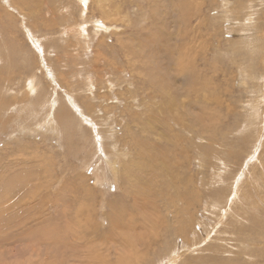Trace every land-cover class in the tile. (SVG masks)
<instances>
[{
    "label": "rangeland",
    "instance_id": "obj_1",
    "mask_svg": "<svg viewBox=\"0 0 264 264\" xmlns=\"http://www.w3.org/2000/svg\"><path fill=\"white\" fill-rule=\"evenodd\" d=\"M11 1L0 0V264H119L107 231L137 187L152 190L135 201L152 243L124 264H264V0ZM15 174L25 185L7 190ZM74 234H86L80 248Z\"/></svg>",
    "mask_w": 264,
    "mask_h": 264
},
{
    "label": "bare ground",
    "instance_id": "obj_2",
    "mask_svg": "<svg viewBox=\"0 0 264 264\" xmlns=\"http://www.w3.org/2000/svg\"><path fill=\"white\" fill-rule=\"evenodd\" d=\"M11 1V0H10ZM25 2H26V0H24ZM44 0H42V2H43ZM53 1V0H52ZM80 1V0H79ZM83 1V2H82ZM82 1H80V4H81V2L82 3H87L89 0H82ZM12 2V1H11ZM14 2V1H13ZM28 2V1H27ZM26 2V3H27ZM41 2V1H40ZM45 2V1H44ZM74 2V1H73ZM15 3V2H14ZM19 3V2H18ZM76 3V2H75ZM89 3V2H88ZM37 4V3H36ZM15 5V4H14ZM30 5H32V3L30 4ZM55 5V4H54ZM87 5V4H86ZM39 6V5H38ZM16 7V6H15ZM18 7H20V6H18ZM34 7H36L37 8V5L36 6H34ZM41 7V6H40ZM39 7V9H41ZM80 7V6H79ZM177 7V10H179V11H181V7L180 6H176ZM11 8V7H10ZM36 8H34L35 10H36ZM56 8V7H55ZM89 8V7H88ZM181 8V9H180ZM13 9V8H12ZM14 10V9H13ZM17 10H18V8H17ZM19 10H20V8H19ZM53 10H55V9H53ZM91 10V9H90ZM16 11V10H15ZM84 11V10H83ZM182 11H183V14L185 15V17H186V15H188L189 13L188 12H186V11H184L183 9H182ZM21 13V12H20ZM57 13V12H56ZM87 13H88V11H87ZM22 14V13H21ZM38 14H40V13H38ZM54 14H55V12H54ZM53 14V15H54ZM8 16L10 15V13L9 14H7ZM20 15V14H19ZM23 15V14H22ZM41 15V14H40ZM5 16V15H4ZM7 16V17H8ZM21 16V15H20ZM11 17V16H10ZM23 17L24 18H26L24 15H23ZM74 17V16H73ZM0 18H1V16H0ZM187 18V17H186ZM186 18H183L182 19V21H184V22H187L188 21V19H186ZM5 19V18H4ZM7 19V18H6ZM63 19V18H62ZM84 19V18H83ZM101 19V18H100ZM1 20V19H0ZM2 20H3V18H2ZM103 20V19H102ZM22 21H23V19H22ZM25 21V20H24ZM85 21V20H84ZM4 22V21H3ZM6 22V21H5ZM13 22V21H12ZM25 22H27V21H25ZM102 22V21H101ZM99 23H100V21H99ZM86 24V23H85ZM109 24V23H108ZM1 25V24H0ZM6 25H7V23H6ZM11 25H12V23H11ZM24 25V24H23ZM73 25V28H74V24H72ZM71 25V26H72ZM112 25V24H111ZM3 26H5V25H2V27L0 26V28H1V30H2V28H3ZM9 26V25H8ZM70 26V24L68 25V27ZM85 26V25H84ZM83 26V27H84ZM101 27H105L106 28V26L102 23V25H100ZM9 27H11V26H9ZM79 27H81L80 25H79ZM78 27V28H79ZM6 28H7V26H6ZM25 28H27V26L25 27ZM86 28V27H85ZM99 28V27H98ZM8 29H10V28H8ZM82 29V28H81ZM103 29V28H102ZM111 30V29H110ZM11 31V30H10ZM97 31V30H96ZM5 32V31H4ZM6 32H8V30L6 31ZM98 32V31H97ZM15 33V32H14ZM64 33V32H63ZM76 33H77V31H76ZM8 34H9V36L10 35H12V34H10L9 32H8ZM8 34H7V36H8ZM12 37H14V36H12ZM10 38H11V36H10ZM2 39H3V36H2ZM11 41H13V39L11 38L10 39ZM36 40V39H35ZM8 41H9V38H8ZM5 42V40L3 39V43ZM90 42V41H89ZM10 43V42H9ZM13 43V42H12ZM18 43V42H17ZM16 43V44H17ZM2 44V43H1ZM4 44H6V43H4ZM8 45V44H7ZM6 45V47H10L9 45L7 46ZM10 45H12L11 43H10ZM5 46V45H4ZM3 46V47H4ZM3 49H5V50H7L6 48H3ZM10 49H12V48H10ZM0 51L2 52V50H1V47H0ZM41 51V50H40ZM0 52V55L3 57V53H1ZM8 52V51H7ZM19 52V51H18ZM44 52V51H43ZM169 54H168V53ZM11 54H12V51L10 52ZM156 53H157V51H156ZM158 53H160V55L158 54ZM157 53V57L158 56H161L162 54H164V53H166V54H168V55H170V56H172V53H173V51L172 50H170V48L168 49V48H165V49H159V52ZM15 54V53H14ZM42 54V53H41ZM174 54V53H173ZM13 55V54H12ZM19 55V54H18ZM4 56H5V53H4ZM11 56V55H10ZM21 56V55H20ZM17 57V59H18V57L19 56H16ZM16 57L14 58V59H16ZM1 58V57H0ZM11 58V57H10ZM22 59H23V56H22ZM21 59V60H22ZM157 59V58H156ZM160 59V58H159ZM1 60V59H0ZM8 60V59H7ZM27 59H23V61L22 62H25ZM13 61H15V60H13ZM12 61V62H13ZM16 61H19V59L18 60H16ZM11 62V61H10ZM11 62V63H12ZM21 62V61H20ZM21 62V63H22ZM30 62V61H29ZM162 62V61H161ZM11 63H9V64H11ZM13 63H15V62H13ZM17 63V62H16ZM20 63V64H21ZM26 63V62H25ZM178 64H179V66H180V69H182V71H185V65L182 63V62H180V61H178ZM12 65V64H11ZM10 65V66H11ZM16 64H13V66H15ZM184 65V66H183ZM7 66V65H6ZM9 66V65H8ZM24 66V65H23ZM26 66V65H25ZM28 66H29V63H28ZM1 67V66H0ZM17 67H19L18 66V64H17ZM31 67V66H30ZM155 67V66H154ZM11 69V68H10ZM15 69V68H14ZM17 70V69H16ZM20 70V69H19ZM31 70V69H30ZM53 70V69H52ZM9 71V70H8ZM25 71H27V70H24V72ZM51 71V70H50ZM49 71V72H50ZM2 72H4V71H2ZM13 72H15V70L13 71ZM12 72V73H13ZM17 72H18V70H17ZM29 72H31V71H29ZM12 73H11V76H12ZM16 73V72H15ZM70 73V72H69ZM19 74H20V72H19ZM156 74V70H154V68L153 69H150L149 70V72H148V77L152 80L153 79V77H154V75ZM14 75V74H13ZM16 75H14V77H15ZM20 76V75H19ZM18 76V77H19ZM9 77V76H8ZM157 77V76H156ZM10 78V77H9ZM12 78V77H11ZM25 78V77H24ZM34 78V77H33ZM59 78V77H58ZM8 79V78H7ZM17 79V78H16ZM16 79H14V80H16ZM32 79V78H31ZM6 80V79H5ZM18 80V79H17ZM19 80H20V78H19ZM29 80V79H28ZM55 80V79H54ZM59 80V79H58ZM30 81V80H29ZM34 81V80H33ZM32 82V81H31ZM55 82V81H54ZM13 83V82H12ZM30 83V82H29ZM57 83V82H56ZM159 83L161 84V86H159V89H160V87H161V89H162V92H164V94H167L168 95V100L172 103V104H174V98H173V96H172V93H175V91L173 90V88L171 87V86H169V85H166V86H164L163 85V83H161L160 81H159ZM168 83H170L169 81H168ZM5 84V83H4ZM4 84H3V86H4ZM36 84H37V82H36ZM171 84V83H170ZM184 84V83H183ZM7 85H9V84H7ZM6 84H5V86H7ZM64 85V84H63ZM4 86V87H5ZM28 86H30V84L28 85ZM37 86H40V85H38L37 84ZM7 88V87H6ZM33 88V85H32V87H31V89ZM35 88H37L36 86L34 87V89ZM39 88V87H38ZM61 88H63V87H61ZM189 88V87H188ZM5 89V88H4ZM3 89V90H4ZM8 89V88H7ZM1 90V89H0ZM33 90V89H32ZM67 91V90H66ZM0 92H2V91H0ZM35 92V91H34ZM38 92V91H37ZM189 92V91H188ZM33 93V92H32ZM70 93V92H69ZM1 94V93H0ZM26 94V93H25ZM24 94V95H25ZM179 94H182V93H179ZM190 94V93H189ZM3 95V94H2ZM2 95H0V98H1V96ZM23 95V97H25ZM30 95V94H29ZM37 95H39L40 96V94H37ZM70 95V94H69ZM73 95V94H72ZM19 96V95H18ZM30 97V96H29ZM36 97H38V96H36ZM72 98H70L69 100L71 101V103H72V105H74V106H78L79 108V111H80V113L81 114H84V112L86 111V110H84L83 109V106L82 105H80V104H78L77 103V101L75 100V98H74V96H71ZM3 98V97H2ZM17 98V97H16ZM22 98V97H21ZM26 98H28V96L26 97ZM32 98V97H31ZM40 98V97H39ZM5 99V98H4ZM9 99V98H8ZM24 99V98H23ZM46 99V98H45ZM45 99H43L42 101H44ZM53 99V98H52ZM180 99V98H179ZM6 100H7V98H6ZM9 100H11V99H9ZM8 100V101H9ZM17 100V99H16ZM29 100H30V98H29ZM33 100V99H32ZM167 100V99H166ZM253 100V99H252ZM3 101L4 100H0V110H3V108H1L2 106H3ZM24 101V100H23ZM22 101V102H23ZM27 101V100H26ZM36 102H37V100H35ZM40 101H41V99H40ZM40 101H39V103H40ZM181 101V100H180ZM10 102V101H9ZM13 102V101H12ZM20 102V101H19ZM18 102V103H19ZM165 102V101H164ZM177 102V101H176ZM188 102V101H187ZM5 103V102H4ZM21 103V102H20ZM29 103V102H28ZM34 103V102H33ZM51 103V102H50ZM88 103V102H87ZM7 104H9L10 105V103H7ZM12 104V103H11ZM26 104H27V102H26ZM36 104H38V103H35V105ZM41 105H42V103H40ZM7 106V107H9L10 108V106ZM28 105V104H27ZM44 105H46L45 103H44ZM48 105V104H47ZM46 105V107H48ZM56 104H55V100H54V102H52L51 103V107H54ZM5 106V105H4ZM12 106V105H11ZM22 106H25V105H22ZM59 106V105H58ZM179 106H181V105H179ZM185 106V105H184ZM249 106V105H248ZM7 107H4V110L5 109H7ZM43 107V106H42ZM75 107V108H76ZM93 107V105L89 102L88 103V106H87V108L86 109H88V111H90V109ZM168 107V106H167ZM186 107V106H185ZM57 108V107H56ZM60 108V107H59ZM177 108H179V107H177ZM22 109H25V107L24 108H22ZM30 109H31V107H30ZM29 109V110H30ZM32 109H34V108H32ZM50 109V108H49ZM180 109V108H179ZM191 109V108H190ZM257 109V108H256ZM27 110V109H26ZM35 111H36V109H34ZM41 110H42V108H41ZM47 110V109H46ZM54 110V109H53ZM62 110H63V108H62ZM66 110H67V108H66ZM12 111V110H11ZM28 111V110H27ZM26 111V112H27ZM56 111V110H55ZM165 112H166V110H164ZM174 111V110H173ZM177 111V110H176ZM185 111V110H184ZM255 111V110H254ZM2 112V111H1ZM7 112V111H6ZM31 112V111H30ZM33 112V111H32ZM31 112V113H32ZM67 112V111H66ZM180 112V111H179ZM189 112V111H188ZM5 113V112H4ZM7 113H9V112H7ZM30 113V114H31ZM35 113H38L37 111L35 112ZM62 113V112H61ZM69 113V112H68ZM79 113V114H80ZM24 114V113H23ZM34 114V113H33ZM49 114V113H48ZM55 114L56 113H54L53 111H51L50 112V115H49V117L47 118V121L45 120V125H44V127L43 128H45L46 130L49 128L48 126H51V124H57V115L58 114H56V116H55ZM173 114V113H172ZM185 114V113H184ZM63 115H64V113H63ZM60 116V115H59ZM65 117L67 116V114L66 115H64ZM83 116V115H82ZM70 118H71V114H70V116H69ZM86 117H88L89 119H92V117L90 118V116H88V114H86ZM86 117H84V118H86ZM182 117V116H181ZM35 118V117H34ZM80 118H83V117H80ZM184 118H185V116H184ZM189 118V117H188ZM60 119H62V118H60ZM67 119H68V117H67ZM74 119V118H73ZM166 119H168V117L166 118ZM170 119V118H169ZM173 119V118H172ZM180 119H182V118H180ZM65 121V118H63L62 119V121ZM184 120V119H183ZM182 120V121H183ZM190 120V119H189ZM192 120V119H191ZM200 120V119H199ZM210 120V119H209ZM16 121V120H15ZM34 121V120H33ZM61 121V122H62ZM63 121V122H64ZM69 121V120H68ZM73 121V120H72ZM72 121L71 122H69V124L70 123H72ZM168 121V120H167ZM176 121V120H175ZM204 121V120H203ZM10 122V121H9ZM62 122V123H63ZM66 122V121H65ZM181 122V121H180ZM188 122V121H187ZM206 122V121H205ZM35 123V122H34ZM67 123V122H66ZM65 123V124H66ZM170 123V122H169ZM168 123V124H169ZM184 123H185V121H184ZM192 123V122H191ZM251 123H252V121H251ZM254 123V122H253ZM37 124V123H36ZM180 124V123H179ZM188 124H189V122H188ZM212 124V123H211ZM165 125H166V123H165ZM185 125V124H184ZM189 125H191V124H189ZM202 125V124H201ZM174 126V125H173ZM172 126V127H173ZM207 126V125H206ZM37 127H42V121L37 125ZM184 127V126H183ZM183 127H181L182 129H183ZM204 127V126H203ZM258 127V126H257ZM9 128V127H8ZM206 128V127H205ZM204 128V129H205ZM21 130V129H20ZM88 130V129H87ZM97 131H98V129H97ZM214 131H215V128H214ZM38 132V131H37ZM249 134V133H248ZM258 134H260V133H258ZM137 136V135H136ZM249 137H250V134H249ZM251 138V137H250ZM212 139V138H211ZM211 139H209V140H211ZM261 140H263V139H261ZM255 145V144H254ZM211 146V145H210ZM210 146H208V147H210ZM97 147V146H96ZM207 148V147H206ZM100 149V148H99ZM105 150V149H104ZM204 150V149H203ZM208 150V149H207ZM101 151V150H100ZM116 151V150H115ZM205 151V150H204ZM210 151V150H209ZM208 151V152H209ZM211 151H212V149H211ZM210 151V152H211ZM217 151V150H216ZM216 151H214V152H212V153H215ZM99 151H97V153H98ZM104 152H106V151H104ZM117 152V151H116ZM101 153V152H100ZM114 153V152H113ZM112 153V154H113ZM119 153H120V151H119ZM212 153H211V155H212ZM221 153V152H220ZM107 154V153H106ZM208 154V153H207ZM206 154V155H207ZM98 156H99V154H97ZM101 155V154H100ZM122 155V154H121ZM116 156H118V155H116ZM254 156H255V154H254ZM106 157V159H107V156H105ZM115 157V156H114ZM113 157V159H115ZM210 157V156H209ZM214 157H215V155H214ZM218 157V156H217ZM120 158H121V156H120ZM252 158V157H251ZM98 159H100V158H98ZM109 159L110 158H108V162H109ZM116 159H117V157H116ZM217 159V158H216ZM249 159V158H248ZM118 160H120L119 159V157H118ZM117 160V161H118ZM219 160V159H218ZM21 162H26V160H24V159H21L20 160ZM97 162V161H96ZM115 160L113 161V162H110L109 163V165H111V170L112 171H115V172H117V168H116V166H115ZM242 164V163H241ZM25 165V164H24ZM104 165V164H103ZM105 165H107V164H105ZM104 165V166H105ZM223 165V164H222ZM108 166V165H107ZM8 167V169H10V170H12V168H11V166H7ZM101 167V166H100ZM99 167V168H100ZM110 168V167H109ZM220 168V167H219ZM220 170V169H219ZM226 170V169H225ZM125 173H130V168L128 169V167H126L125 168ZM96 172V171H95ZM109 172H110V170H109ZM97 173H99L98 171H97ZM112 173V172H111ZM117 174V173H116ZM135 174V172L133 171V173L131 174V176L132 175H134ZM225 174V173H224ZM20 175H21V173H20ZM20 175H18V174H15V176H11V177H8L7 178V180H6V184L4 185V187L7 189V190H10V189H12V187H14L15 185L16 186H22L23 184L25 185V181L24 180H20ZM38 174H36L35 176H37ZM126 175H128V174H126ZM128 178H130L129 177V175L127 176ZM114 178H118V176H116V177H114ZM132 178H135L134 180H133V182L135 181V180H138L139 179V176L138 175H136L135 177H132ZM147 178V177H146ZM218 178H220V177H218ZM115 180V179H114ZM132 180V179H131ZM141 180V179H140ZM160 181V180H159ZM222 181V180H221ZM136 182V181H135ZM144 182V181H143ZM146 182H147V180H146ZM239 182V181H238ZM129 183V182H128ZM136 183H138V182H136ZM127 184V183H126ZM125 184V185H126ZM130 184H131V182H130ZM133 184V183H132ZM237 184V183H236ZM23 185V186H24ZM124 187V186H123ZM150 187V186H149ZM144 188V187H143ZM143 188H136L135 189V196H136V198L138 197L139 198V196H140V198L138 199H134L133 198V206L131 205L130 207H126V205H124L123 203H121V204H119L120 205V210L117 212V211H115L116 213H114L113 215V218L110 220V223H109V229H108V231H107V233H109V234H111V236H116V238L118 239V242H119V246L120 247H122V249L124 250L123 252H125V253H120L119 252V256L117 255V252L119 251V250H121V249H118V245L117 246H114V247H110V246H105V247H103L104 245H101V247L99 248V250H104V251H106L107 253H109V254H112V251H113V254L115 253V255L116 256H118V261H119V264H124V263H126V261H125V258H123V257H125V256H133V254H128V250H131V249H134V251H136V253H137V244H142L143 246H145V247H148V246H150L151 245V243H152V240L150 239V238H148V239H146L145 238V229H144V226H145V224H146V222H148L149 221V218L148 217H150V215H146V214H143V215H139L137 212V210H139V208H135V205H136V202L138 201L139 202V204H141L142 203V198H143V196L147 193V192H150L151 193V189L150 188H148V187H145L144 189ZM160 188H158V190H159ZM126 190V189H125ZM166 190H168V189H166ZM166 190L164 191V192H166ZM154 191V190H153ZM163 191H161V193H162ZM163 192V193H164ZM155 193V192H154ZM157 193H158V191H157ZM162 193V194H163ZM12 194V193H11ZM130 194V193H129ZM152 194H153V192H152ZM165 194V193H164ZM178 194V193H177ZM190 194V193H189ZM192 195H193V193H191ZM9 195V194H8ZM125 195V194H124ZM147 195V194H146ZM170 195H171V193H170ZM174 195V194H173ZM181 195V194H180ZM183 195H184V193H183ZM185 195H187V194H185ZM197 195V194H196ZM120 196V195H119ZM148 196H150V195H148ZM159 196V195H158ZM158 196L156 197V199H158ZM168 196H169V194H168ZM172 196V195H171ZM214 196V195H213ZM121 197V196H120ZM126 197V196H125ZM163 197V196H162ZM175 197V196H174ZM174 197H169V198H174ZM181 197V196H180ZM199 197V196H198ZM198 197H196L195 196V199L197 198L198 199ZM129 198V197H128ZM168 198V199H169ZM193 199H194V197H192ZM122 199V198H121ZM161 199V198H160ZM183 199H184V197H183ZM188 198H186L185 200H187ZM194 199V200H195ZM196 199V200H197ZM126 200V199H125ZM137 200V201H136ZM167 200V199H166ZM190 200V199H189ZM192 200V199H191ZM136 201V202H135ZM173 201V200H172ZM178 201V200H177ZM198 201V200H197ZM197 201H195L196 203H197ZM215 201V200H214ZM213 201V202H214ZM183 202H186V201H184L183 200ZM190 202V201H189ZM188 201H187V204L189 203ZM129 203V202H128ZM170 203V202H169ZM174 203H176V201H174ZM182 203H180V205H181ZM190 204V203H189ZM113 205H115V204H113ZM138 205V204H137ZM197 205V204H196ZM125 206V207H124ZM189 206V205H188ZM190 206H193V204L191 203L190 204ZM195 206V205H194ZM138 207H139V205H138ZM141 207V206H140ZM113 208H115V207H113ZM143 208H146V207H143ZM142 208V211H144V209ZM193 208H195V207H193ZM153 207L151 208V214H154L155 216V219L156 220H158L159 218L158 217H156V216H158V214H156V213H152V212H154L153 211ZM186 209H187V207H186ZM224 212V211H223ZM79 215H81V214H78V216ZM88 217L90 216V214H88L87 215ZM60 218V217H59ZM58 218V219H59ZM65 219H66V217H64ZM82 217H80L79 219H81ZM90 218V217H89ZM89 218H88V220H89ZM64 219V220H65ZM71 219V218H70ZM63 220V219H62ZM67 220V219H66ZM136 221H139L140 222V224H142L141 225V228H136V227H134V226H137V224H136ZM198 223V222H197ZM54 226L53 227H51V230L49 229L48 231H49V234L52 236V238H54L55 240L56 239H60V238H63V237H65L66 236V233L63 231V227H64V225H61L59 222H57V224H53ZM68 227V226H67ZM133 229H135V230H133ZM140 231V233L138 234V232ZM135 232V233H134ZM192 233V232H191ZM76 234H74L73 236H69V238H71V239H74V241L76 240V241H79V248L82 246V242L83 241H86L87 240V238H85L86 236V234L85 235H80V234H78V235H76ZM68 238V237H67ZM85 238V239H84ZM192 238V237H191ZM73 241V242H74ZM59 242V241H58ZM67 242V241H66ZM66 242H64L61 246H59V247H57V248H55V253L58 255L59 254V252H63L64 251V248L66 247V245H65V243ZM185 242V241H184ZM54 247H51L50 249L52 250ZM63 250V251H60V250ZM107 249V250H106ZM111 249H112V251H111ZM56 250H58L59 252H57ZM118 250V251H117ZM175 250V249H174ZM173 252V251H172ZM171 252V253H172ZM98 253V252H97ZM133 253V252H132ZM176 253V252H175ZM96 253H94V255H95ZM170 254V253H169ZM175 255V254H174ZM76 256V255H75ZM105 256V255H104ZM172 256V255H171ZM173 257V256H172ZM164 258V257H163ZM162 258V259H163ZM167 258H168V256H167ZM175 259V258H174ZM89 260H91V259H89L88 258V261ZM93 261H95V263L96 264H106V262H107V260H106V262L104 261V260H102L101 262H100V258L99 257H95L94 256V259H92ZM148 260V259H147ZM159 260V259H158ZM149 262V261H148ZM148 262H143L144 264H149ZM154 262H156V261H154ZM90 263V262H89ZM152 263V262H151ZM150 263V264H151ZM157 263V262H156ZM165 263V262H164ZM174 263V262H173ZM159 264H163V262L162 263H159ZM166 264V263H165Z\"/></svg>",
    "mask_w": 264,
    "mask_h": 264
}]
</instances>
